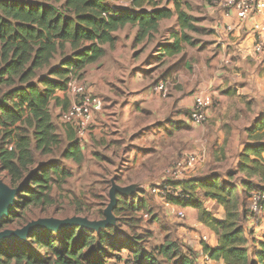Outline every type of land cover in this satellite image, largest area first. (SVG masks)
<instances>
[{
    "label": "trees",
    "instance_id": "16d2710c",
    "mask_svg": "<svg viewBox=\"0 0 264 264\" xmlns=\"http://www.w3.org/2000/svg\"><path fill=\"white\" fill-rule=\"evenodd\" d=\"M122 1L128 4L115 5L109 0H0V171L6 172L11 187L19 188L12 212L0 222V231L42 218L28 220L34 216L27 212L37 204L50 205L55 183L71 176L60 159L78 165L83 160L72 125L64 123L61 134L53 122L51 104L61 106V110L69 105L66 99L56 97V91L66 93L68 79H82L86 67L104 56L105 45L114 46L118 38L115 32L125 25L137 26L134 40L141 42L152 40L160 21L174 11L181 29L194 20L181 9L180 0H173L174 11L167 7L170 0ZM182 37L192 43L189 35L183 33ZM168 46L170 54L180 50L178 40ZM57 57L58 63L53 64ZM249 138L260 142L248 143L240 154L237 171L244 175L241 189L230 181L232 172L221 180L217 175L202 180L167 179V185L183 192L177 197L168 194L167 199L198 208L204 223L219 235L217 247L204 249L211 258H223V264H264V237L255 258L250 257L243 228L245 221L254 219L249 209L250 191L264 192L261 187L250 189L253 178L264 182V131ZM46 155L55 157L40 161ZM196 187L223 205L224 219L206 217L194 192ZM127 198L121 195L120 200L127 204ZM131 204L138 210L148 209L143 198L133 197ZM116 225L99 232L78 225L57 231L36 229L25 239H2L0 264H107L105 258L112 251L118 252L113 256L121 264H196L193 250L169 233L159 244L147 247L133 222L125 224L131 234Z\"/></svg>",
    "mask_w": 264,
    "mask_h": 264
},
{
    "label": "crops",
    "instance_id": "0c3cea01",
    "mask_svg": "<svg viewBox=\"0 0 264 264\" xmlns=\"http://www.w3.org/2000/svg\"><path fill=\"white\" fill-rule=\"evenodd\" d=\"M197 4L192 8L189 1H182L180 7L194 20L202 17V24L195 26L191 21L181 29L170 0L167 7L174 13L159 23V29L161 24L165 26L162 31L168 34L167 40L162 37L158 42H152L154 38L135 42L137 26L125 25L115 32L118 38L114 46L105 45L104 56L86 67L80 80L101 97L104 108L94 113L89 132L80 142L83 160L79 165L72 161L77 168L85 169L87 162L113 165L115 158H121L143 176L142 188L149 191L152 184L162 181L163 170L177 169V158L191 149L200 152L199 163L181 167L182 171L172 173V180H202L211 175L221 180L229 172L241 173L237 171L240 154L248 143L260 142L249 135L264 131V52L253 51V21L242 25L234 13L214 9L206 0ZM254 18L264 27V11ZM169 23L175 29H167ZM183 33L190 36L192 43L183 41ZM204 35L208 37L205 39ZM175 40L179 41L180 50L170 54L168 43ZM157 54L166 60L162 68L153 64ZM159 83L164 91L156 88ZM199 94L212 95L214 103L206 122L195 125L188 114ZM56 97L69 103L72 98L61 90L56 91ZM53 106L56 113L62 109L55 103ZM261 156L264 161V151ZM67 168L73 169L70 164ZM194 192L206 217L225 218L222 204L205 197L200 187ZM168 204L163 216L178 224L174 225L175 236L193 250L195 263L223 264V258H211L204 249L217 247L219 235L204 223L201 211L193 205ZM179 211L183 217L178 216ZM263 212L243 224L248 253L254 258L264 237Z\"/></svg>",
    "mask_w": 264,
    "mask_h": 264
},
{
    "label": "rangeland",
    "instance_id": "374dc122",
    "mask_svg": "<svg viewBox=\"0 0 264 264\" xmlns=\"http://www.w3.org/2000/svg\"><path fill=\"white\" fill-rule=\"evenodd\" d=\"M180 1L181 4L182 1H189L191 7L195 8L196 6H198L197 3L200 0ZM250 18L251 17H249L248 22H250ZM202 20V17L196 16V19L193 20V25L196 26L202 24ZM169 25L171 24L169 23ZM169 27L175 29L173 25L168 26L167 29ZM162 28L165 30V26L162 27L161 24L159 31L153 36L154 39L152 40V42L155 39L157 42L162 41V37H164V39L166 38L167 40L166 36H168V34H165L164 31H162ZM203 37L206 39L208 35H204ZM58 61L59 58L57 57L53 61V64L58 63ZM164 61L166 60L162 59V55L157 54L154 57L153 64H156L158 68H162V63ZM50 109L53 122L57 127V131L62 134L65 124L59 119V113H56L53 104H51ZM189 154L195 157V162L190 165L191 167H194L195 164H198L200 159L202 158L200 152H194L191 149L186 150L182 152V154L177 158L176 161L185 158ZM53 157H55V155H46L41 157L40 161H46ZM60 161L61 165L65 164L68 167L70 164L71 167H73V169H71V176L69 178H65L64 181L58 179V182L55 183V186L52 189V203L48 206L40 204L33 206L31 210L27 212V214L34 217L29 218L28 220L38 217H44L45 215L64 218L73 216L75 214L87 216L90 219H101L104 217L103 210L109 203L108 190L111 186V179H115L118 184L125 183L126 185H128L131 184V182L140 183L142 185L144 184V182L141 181V179H143V176H141V174H139L137 170L130 169V166L128 164L129 161L121 158H115L113 165L106 164L104 162L94 165L93 162H87L86 164H84L85 169H81L80 167L77 168L78 165L76 166V164L68 159H60ZM125 162H127V164H125ZM181 167L182 166H178L176 163L177 169H164L162 172V181L152 184V186L149 188V191H145V189L142 188L143 186L140 185L142 190L135 192L131 196H128L126 200L127 204L124 203V201L120 200L121 195H117V207L114 210V214L118 219L116 225L118 226V229L131 234L132 231L126 225L133 222L136 225L135 230L140 233V235L144 236L147 247L157 245L162 242L163 236L166 233H169L171 238H175L176 234L174 225L178 224H175L172 221L168 222L164 218L163 208L165 205H167L166 200L163 197L159 201L156 200L153 194H156L159 198H161V196L160 193H154L152 191V188H162V185L168 183L169 180L167 181V179L175 176L172 173H177V170L182 171ZM231 169H234V166H232ZM116 175H119L118 180L115 177ZM242 177H244V175L242 173H238L234 175L232 179H230V181L232 183H235L237 187H240V178ZM0 178H2L7 184L10 183L9 177L6 175L5 171H0ZM253 187L264 188V182L259 183L256 179H253L250 189ZM142 191H144V193ZM163 193L164 192L162 191V194ZM133 197H135V199L143 198L148 204L147 211L136 209L135 204H131L130 207V203ZM96 243L97 241H95L93 245H96ZM89 247L84 250H88ZM112 252V255H109L105 258L107 264H121L119 259L113 256L118 252ZM40 253H43V251H41Z\"/></svg>",
    "mask_w": 264,
    "mask_h": 264
},
{
    "label": "built area",
    "instance_id": "2783aa9c",
    "mask_svg": "<svg viewBox=\"0 0 264 264\" xmlns=\"http://www.w3.org/2000/svg\"><path fill=\"white\" fill-rule=\"evenodd\" d=\"M206 3L214 9L224 11L226 14L234 13L242 25L246 24L249 17H251L250 21H253L252 29L254 32L253 51L255 53L264 52V27H262L259 22L254 21V17L264 11V0H206ZM226 29H229V26H227ZM156 88L164 91L162 83H159ZM65 92L71 95L72 98L68 107L60 110L59 119L63 123L72 125L76 137L81 142L84 136L89 132L94 113L103 110L104 102L100 96L89 90L84 82L75 77L67 80ZM213 103L214 99L212 95H197L193 105L189 109V120L195 125L205 123L208 110L212 107ZM193 162H195V157L189 154L185 158L178 160L177 165L188 167ZM152 191L160 193L161 199L163 197L167 205H169V200L167 199L168 194L174 197L183 194L181 188L170 187V185L167 184L162 185V188L153 187ZM162 191L164 192L163 194ZM249 195V209L251 217L255 220L260 217L261 213L264 211V192L259 189H253L250 191ZM177 214L179 217L184 216L182 211H179ZM203 240H207L205 236Z\"/></svg>",
    "mask_w": 264,
    "mask_h": 264
},
{
    "label": "water",
    "instance_id": "95a60500",
    "mask_svg": "<svg viewBox=\"0 0 264 264\" xmlns=\"http://www.w3.org/2000/svg\"><path fill=\"white\" fill-rule=\"evenodd\" d=\"M140 183L120 185L115 179H111V186L108 190L109 203L103 210L104 217L101 219H90L87 216L73 215L63 219L55 217H42L31 220L21 228L5 229L0 231V241L2 239H25L26 236L36 229H47L57 231L69 228L71 225H78L99 232L102 229L116 225L117 218L114 209L117 206V195L125 197L131 196L137 191H141ZM18 187H11L0 178V222L5 219L13 210Z\"/></svg>",
    "mask_w": 264,
    "mask_h": 264
},
{
    "label": "flooded vegetation",
    "instance_id": "af4514ba",
    "mask_svg": "<svg viewBox=\"0 0 264 264\" xmlns=\"http://www.w3.org/2000/svg\"><path fill=\"white\" fill-rule=\"evenodd\" d=\"M115 177H116V179L118 180V178H119V175H118V176L116 175Z\"/></svg>",
    "mask_w": 264,
    "mask_h": 264
}]
</instances>
